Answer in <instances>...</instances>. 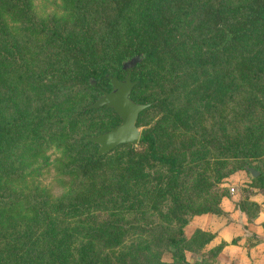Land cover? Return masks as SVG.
<instances>
[{
    "label": "rangeland",
    "instance_id": "374dc122",
    "mask_svg": "<svg viewBox=\"0 0 264 264\" xmlns=\"http://www.w3.org/2000/svg\"><path fill=\"white\" fill-rule=\"evenodd\" d=\"M24 1L26 11L0 3V123L8 127L0 135V264H19L12 256L175 264L166 168L136 142L82 173L97 145L80 136L118 118L105 108L74 116L94 98L72 79L88 58L122 77L118 59L156 43L155 54L132 69L143 77L136 94L157 100L136 126L152 130L157 152L181 166L175 192L189 220L184 231L197 238L214 217L230 228L250 220L257 207L249 196L264 197V182L245 169L264 175L263 26L217 53L214 28L200 29L192 5L185 7L217 0ZM64 92L70 97L59 102Z\"/></svg>",
    "mask_w": 264,
    "mask_h": 264
},
{
    "label": "trees",
    "instance_id": "16d2710c",
    "mask_svg": "<svg viewBox=\"0 0 264 264\" xmlns=\"http://www.w3.org/2000/svg\"><path fill=\"white\" fill-rule=\"evenodd\" d=\"M0 3L9 4L12 7H18L26 11V2L24 0H0ZM189 5H192V11L188 10V12H191L190 15H192V17H195V23L200 29L209 32L214 28L217 37V39H214V42L217 45L216 46L217 53L223 51H229L232 46H234L235 44H239L244 38L248 37L255 30L261 28L262 26L264 27V0H242L241 2L240 1L232 2V0H217L214 2H204V3L194 2V4L192 2L190 4L185 5V7ZM40 27L42 30H45L44 27L42 26ZM49 31L50 33L54 34L53 30H49ZM171 31L172 30L170 29L168 33H170ZM168 33L164 32L162 38L166 39ZM158 47L159 44L156 43V44H152L151 46L146 48V50L143 51H138L134 49L131 50V52L129 53V55H127V57L118 59L117 70L122 71V69L120 68L121 62L130 58L131 56L140 55L141 56L140 61L142 59H146L148 57L153 56L156 50L158 49ZM216 59H217L216 56H212L211 58L202 57L201 59L197 60L196 64L200 67H204L209 63H211V61H214ZM84 64L85 66L81 67L78 71H76L72 79L86 86H89L94 93L93 95L94 98L92 101L88 102L85 106H82L79 109H77L74 112V116H82L90 112L105 108L104 106H100L98 108L86 109V106L89 103L93 102L95 98L100 94L96 87L90 85L91 79L94 80L96 86L100 87L105 91H108L110 90V84L105 74L115 75L117 78H122L124 76L123 71H122L123 76L119 77L116 73V69L113 71H107L106 69L97 66L89 58L87 59L86 62H84ZM131 80H136V83L131 88L129 95L130 99L137 103H150L147 107H145L138 113L136 118V122H137L138 118L141 116L142 113L155 106L157 100L156 99L147 100L144 95L136 94L134 89L141 85V81L143 80V77L137 76L136 78H133L132 70H131ZM59 97L60 98L58 101L64 102L70 97V93L64 92ZM105 109H111V108H105ZM114 114L116 115L115 112ZM118 123H119V119H118ZM111 126H109L106 130H108ZM7 128L8 127L6 123H0V135H5L6 133H8ZM85 136L88 135L80 136V139L82 140L83 144H89V143L95 144L90 141H87L85 139ZM155 141H156V135L152 130H143L139 132L137 142L145 146L147 155L151 160L155 161L156 163L166 168L171 180L172 188L170 189V195L173 201L171 215L174 217V219L177 222V232L175 236H169L167 238V244L171 248L170 254L174 258L175 264H206L208 261L207 259H209L210 257L206 256V254L201 253L200 249L210 239L211 235L197 228L195 232H197L198 237L195 238L194 237L195 235L194 236L188 235L187 231L186 232L184 231V227L187 225L189 220H188V216L184 215V210H183L184 203L182 202L180 196L175 192V187L177 186L178 183V176L180 173L181 166L175 160L174 157L159 154L155 147ZM128 145L129 144H118L95 159V154L97 150L96 148L94 155L88 156L86 158L85 165L82 166L80 164V168H82L81 172L85 173L89 169L96 168L99 165L101 158L108 152L115 149L116 147L119 146L128 147ZM247 167H252V166H247ZM247 167H245V169ZM254 169L258 171V174L254 178L257 181L262 180L264 182V175H262V173H260L258 169L256 168ZM251 204H254V206H256L258 210V205L255 202L251 201ZM199 212L202 213L201 210L194 211L193 213H199ZM205 212L206 211H204V213ZM253 216H251V218ZM214 252L215 249L212 252L213 255ZM196 255H200V260L195 259ZM11 259L19 264H58L51 260H37L36 258H31V257L12 256Z\"/></svg>",
    "mask_w": 264,
    "mask_h": 264
},
{
    "label": "crops",
    "instance_id": "0c3cea01",
    "mask_svg": "<svg viewBox=\"0 0 264 264\" xmlns=\"http://www.w3.org/2000/svg\"><path fill=\"white\" fill-rule=\"evenodd\" d=\"M257 196L259 194L249 196L259 207L250 221L237 218L230 228L231 223L226 225L224 220L218 222L214 217L207 226L198 227L211 235L200 249L210 257L206 264H264V197L259 196V199ZM195 257L200 260V255Z\"/></svg>",
    "mask_w": 264,
    "mask_h": 264
},
{
    "label": "water",
    "instance_id": "95a60500",
    "mask_svg": "<svg viewBox=\"0 0 264 264\" xmlns=\"http://www.w3.org/2000/svg\"><path fill=\"white\" fill-rule=\"evenodd\" d=\"M140 59V55H134L121 62L120 68L124 72L122 78L105 74L110 84L108 91L96 86L94 80H90V85L96 87L100 94L86 106V109L100 106L111 108L119 119V123L108 130L96 135L85 136L87 141L97 145L95 159L118 144L135 145L138 140L139 129L135 125L136 118L138 113L150 104L134 102L129 96L131 88L136 83V80H131V70ZM246 169L252 177L258 174V171L252 167Z\"/></svg>",
    "mask_w": 264,
    "mask_h": 264
}]
</instances>
